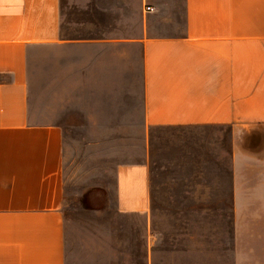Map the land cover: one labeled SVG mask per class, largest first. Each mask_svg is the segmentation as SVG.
<instances>
[{
  "label": "crops",
  "instance_id": "1",
  "mask_svg": "<svg viewBox=\"0 0 264 264\" xmlns=\"http://www.w3.org/2000/svg\"><path fill=\"white\" fill-rule=\"evenodd\" d=\"M170 127L205 130L235 264H264V0H0V264H68L73 209L149 212ZM72 130L112 177L74 195Z\"/></svg>",
  "mask_w": 264,
  "mask_h": 264
},
{
  "label": "rangeland",
  "instance_id": "2",
  "mask_svg": "<svg viewBox=\"0 0 264 264\" xmlns=\"http://www.w3.org/2000/svg\"><path fill=\"white\" fill-rule=\"evenodd\" d=\"M79 131L71 133L72 160L78 166L87 157L88 161L82 163L86 174L80 172L72 178V195L83 183L112 180L109 175H96L100 171L94 169L107 162L104 157L96 161L90 157L94 151L88 143L93 137L85 138L83 144V131ZM204 132L191 127L155 129L151 210L112 211L102 217L73 209L68 226V264H235L233 210L225 201L227 194L222 193L229 178L227 172L222 176L217 163L215 176L210 174L208 169L213 166L204 160ZM73 139L80 140L81 148ZM109 153L114 163L116 158ZM122 155L119 153L120 160ZM205 189L213 191L215 207H196L205 204L200 202L207 199L202 192Z\"/></svg>",
  "mask_w": 264,
  "mask_h": 264
},
{
  "label": "built area",
  "instance_id": "3",
  "mask_svg": "<svg viewBox=\"0 0 264 264\" xmlns=\"http://www.w3.org/2000/svg\"><path fill=\"white\" fill-rule=\"evenodd\" d=\"M146 9L147 10H154V6H147Z\"/></svg>",
  "mask_w": 264,
  "mask_h": 264
}]
</instances>
